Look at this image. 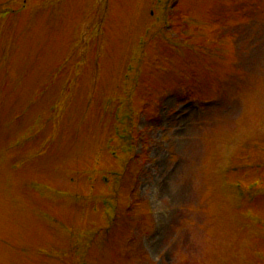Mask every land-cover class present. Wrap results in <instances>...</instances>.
Wrapping results in <instances>:
<instances>
[{
    "label": "rangeland",
    "instance_id": "obj_1",
    "mask_svg": "<svg viewBox=\"0 0 264 264\" xmlns=\"http://www.w3.org/2000/svg\"><path fill=\"white\" fill-rule=\"evenodd\" d=\"M171 1L0 0V264H264V0Z\"/></svg>",
    "mask_w": 264,
    "mask_h": 264
}]
</instances>
